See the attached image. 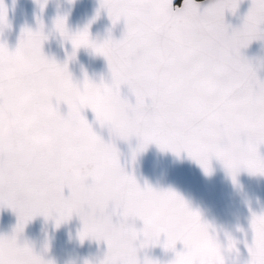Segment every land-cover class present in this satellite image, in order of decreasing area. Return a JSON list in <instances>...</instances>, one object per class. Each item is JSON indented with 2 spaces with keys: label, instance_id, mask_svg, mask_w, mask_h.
<instances>
[{
  "label": "snow or ice",
  "instance_id": "snow-or-ice-1",
  "mask_svg": "<svg viewBox=\"0 0 264 264\" xmlns=\"http://www.w3.org/2000/svg\"><path fill=\"white\" fill-rule=\"evenodd\" d=\"M36 2L43 11L47 0ZM240 3L153 0L146 11L131 0H101L100 8L113 26L124 21L122 38L109 36L97 44L88 28L72 34L66 19L57 18L55 31L73 49L63 65L42 51L47 39L43 24L35 32L23 30L15 51L0 43V117L7 116L15 126L13 136L0 141V209L12 210L18 221L11 235L0 236V264H46L26 240L21 242L26 225L44 216L59 227L73 215L82 223L81 243L91 239L106 244L99 264H160L147 255L140 258L142 250L155 247L174 254L168 264H264V213L251 215L243 240L225 234L222 242L179 194L147 184L142 188L122 166L111 135L91 140L93 126L84 116L90 110L95 123L110 121V131L120 141H138L131 151L132 165L155 144L177 156L187 153L205 174H210L209 162L215 157L234 184L242 170L264 176V80L241 55L252 42L264 41V0H251L242 25L229 31L225 14L235 15ZM159 10L163 18L154 24L151 16ZM180 25L188 31L176 36ZM6 27L7 9L0 0V32ZM189 40L192 55L182 58L180 51ZM80 48L106 60L110 82L95 83L87 76L82 83L73 82L68 62ZM16 65L24 72L11 85L6 76ZM209 77L214 85L201 88L199 83ZM122 86L135 103L122 98ZM61 104L67 106L66 114L59 110ZM27 124L31 134L53 138L55 150L29 153ZM66 124L72 129L67 134ZM68 164L83 174L70 175ZM98 175L122 182L123 193L92 194Z\"/></svg>",
  "mask_w": 264,
  "mask_h": 264
},
{
  "label": "water",
  "instance_id": "water-1",
  "mask_svg": "<svg viewBox=\"0 0 264 264\" xmlns=\"http://www.w3.org/2000/svg\"><path fill=\"white\" fill-rule=\"evenodd\" d=\"M100 2L101 0H47L41 11L36 0H3L7 9L8 27L0 32V43L6 44L9 51H15L23 30L35 32L43 24L47 39L43 42L42 51L49 60L63 65L73 49L71 42L64 40L55 31L54 21L57 18L66 19L67 29L72 34L88 28L90 39L97 44H102L109 36L117 41L122 38L124 21L113 26L106 10L100 8ZM180 2L181 0H174L176 5ZM198 3H204V0ZM250 7L251 0H241L235 15L225 14L229 31L242 25ZM241 55L252 62L258 77L264 80V41L252 42L248 48L241 49ZM68 70L74 83H82L85 76L95 83L102 79L104 82L111 80L106 60L94 54L91 49L80 48L76 57L68 62ZM121 95L135 103L134 96L126 87L122 86ZM59 110L66 114L67 106L61 104ZM84 116L93 127L96 126L94 114L90 110L85 111ZM104 138L108 139L107 134ZM137 143L135 138L128 143H116L121 153L122 166L135 176L142 188L147 184L155 190L171 189L179 194L194 211L199 212L204 222L216 230L222 242L225 241V234L243 240L244 233L250 231L251 215L264 213V176L250 175L242 170L234 184L215 157L209 162L210 174H205L187 153L182 152L177 156L170 151H161L155 144L139 153L132 165L131 151L136 148ZM260 152L264 155V147ZM65 195H68L67 190ZM113 219L115 222L116 217ZM17 222V216L12 210L0 209V236L11 235ZM141 227L142 224L137 222V228ZM238 229H243V232ZM81 230L82 223L76 215L59 227H56L54 219L46 221L44 216H37L26 225L21 242L26 240L46 264H99L107 251L106 244L91 239L81 243L78 236ZM181 249L182 245H177V250ZM145 255L160 264H168L174 259L172 252H165L161 247L142 250L140 258L143 259Z\"/></svg>",
  "mask_w": 264,
  "mask_h": 264
},
{
  "label": "clouds",
  "instance_id": "clouds-1",
  "mask_svg": "<svg viewBox=\"0 0 264 264\" xmlns=\"http://www.w3.org/2000/svg\"><path fill=\"white\" fill-rule=\"evenodd\" d=\"M132 5L136 8L149 10L153 0H131ZM163 10L156 11L152 14L151 20L154 24H159L163 18ZM188 28L185 25H180L175 33L179 36L183 32H187ZM192 42L186 41L180 51L182 58H187L192 55ZM24 68L22 65H16L12 67L6 76V83L15 85L19 78L22 76ZM214 85V79L209 77L202 80L199 83L201 88H211ZM31 124H27L24 128V134L28 139V151L31 154L34 153H51L55 150L56 144L53 138L45 135H33L31 134ZM71 125L66 124L63 131L67 134L71 131ZM15 132L14 124L9 121L7 116L0 117V141H6L13 136ZM111 135L112 142H120V136L118 134L113 135L110 131V121L107 119H101L96 123L95 127L91 129V140L93 142L100 140L104 135ZM68 173L74 177H79L83 174L82 170L78 167L68 164L66 166ZM86 170V169H85ZM124 191V185L111 175H98L96 177V183L90 188L92 194L103 193L113 197L120 196Z\"/></svg>",
  "mask_w": 264,
  "mask_h": 264
},
{
  "label": "flooded vegetation",
  "instance_id": "flooded-vegetation-1",
  "mask_svg": "<svg viewBox=\"0 0 264 264\" xmlns=\"http://www.w3.org/2000/svg\"><path fill=\"white\" fill-rule=\"evenodd\" d=\"M198 1H200V0H198Z\"/></svg>",
  "mask_w": 264,
  "mask_h": 264
}]
</instances>
